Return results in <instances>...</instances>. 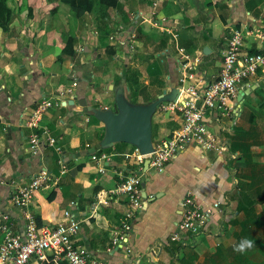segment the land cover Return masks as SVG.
<instances>
[{
	"label": "crops",
	"instance_id": "obj_1",
	"mask_svg": "<svg viewBox=\"0 0 264 264\" xmlns=\"http://www.w3.org/2000/svg\"><path fill=\"white\" fill-rule=\"evenodd\" d=\"M46 1L8 0L13 16L6 30L0 26V215H8L13 231L23 234L24 219L10 201V180L24 184L47 169L55 180L35 194L28 210L34 217L44 214L43 226L49 227L70 210L80 223L72 241L95 258L111 264H264V66L239 83L238 92L250 91L241 103L234 100L236 122L231 133L223 134L224 151L203 152L188 144L163 171L144 168L130 144L122 151L113 144L100 154L91 152L104 126L82 105L86 101L108 108L105 100L117 88L128 97L131 85L116 78L130 64L139 71L140 84L158 89L146 95L168 92L181 76L180 47L199 60L197 73L188 81L212 82L220 73L231 31L264 27V0H116V6L105 8L95 0L93 10L81 16H86L83 23L81 17L73 19L62 1ZM48 15L54 28L46 23ZM114 34L129 38L131 54L118 40L111 42ZM69 36L74 37L73 52L65 54L70 52ZM243 50L258 51L259 45L248 38ZM157 62L166 71L163 83H154L152 77ZM44 98L58 104L46 111L38 127L28 126L30 111ZM153 116L156 138L178 126L167 115ZM35 133L40 152L33 154L30 137ZM47 134L61 153L43 144ZM92 153L105 159H92ZM132 172L141 175V206L130 219L127 243L109 250L112 231L127 206L124 195L109 191ZM187 193L201 209H210V218L199 232L184 230L178 240H171ZM215 201L219 206L214 209ZM245 239L255 246L243 254L235 251ZM50 261L67 264L51 252L45 259L33 255L29 264Z\"/></svg>",
	"mask_w": 264,
	"mask_h": 264
},
{
	"label": "built area",
	"instance_id": "obj_2",
	"mask_svg": "<svg viewBox=\"0 0 264 264\" xmlns=\"http://www.w3.org/2000/svg\"><path fill=\"white\" fill-rule=\"evenodd\" d=\"M153 24L158 26L160 23L154 21ZM248 38L259 45L258 52L243 50L244 41ZM109 39L118 40V43L128 47V54L132 53L133 46L128 42L129 38H118V34H114L110 35ZM177 54L178 68L181 71L179 82L176 84L177 98L161 102L155 113L167 115L170 120L176 121L178 126L163 137L152 139V152L142 155L136 151L135 155L139 161L148 157V168L156 171H163L167 162L188 144H194L203 152L213 151L221 154L224 151L223 134L231 133L236 122L237 109L234 100L238 94L239 83L264 66V27L233 29L222 53L220 73L215 80L207 84L189 82L188 80H192L197 73L199 60L191 58L181 47L178 48ZM115 58H118L117 55ZM201 78L199 75L198 81ZM72 85L75 86L76 82ZM70 91L71 89H67L66 93ZM57 104L51 98L41 99L30 111L26 119L27 125L38 127L46 111ZM40 141L37 133L31 135V153L40 152ZM43 144L55 146L53 137L47 134ZM55 149L61 153L58 146H55ZM91 157L95 160L105 159L104 154L97 157L92 153ZM58 162L62 163L61 157ZM99 169L104 171L103 166ZM53 180L55 176L47 169L36 172L29 182L24 184L10 180V201L22 213L24 231L22 235L13 231L8 215H0V264H29L33 255L38 259H45L46 252H51L55 260L65 259L67 264H111L91 256L83 247L74 244L72 237L78 232L80 223L70 210H64L62 221L53 227L37 226L34 215L28 210L29 205L35 194ZM141 180L140 174L132 172L109 191L113 195H124L127 205L119 227L112 231L109 250L123 247L128 241L130 219L133 212L141 206ZM182 205V219L177 226L178 230L171 234V240H178L184 230L199 232L204 229L210 218V209H201L190 193L185 195ZM218 206V201H215L211 208ZM125 248L129 251L128 247ZM121 264L129 263L124 261Z\"/></svg>",
	"mask_w": 264,
	"mask_h": 264
},
{
	"label": "water",
	"instance_id": "obj_3",
	"mask_svg": "<svg viewBox=\"0 0 264 264\" xmlns=\"http://www.w3.org/2000/svg\"><path fill=\"white\" fill-rule=\"evenodd\" d=\"M207 49V47H206ZM205 51V50H204ZM168 92L163 91L148 103H133L125 95L123 88L115 89L111 108L93 107L82 102L83 107L103 123L104 133L100 141L91 148V152L111 147L118 142L133 145L139 154L146 155L153 150L152 146V116L161 102L172 101L177 98L178 90L175 83L169 86ZM250 88L240 90L237 102L241 103ZM148 157L143 160L144 168H148Z\"/></svg>",
	"mask_w": 264,
	"mask_h": 264
},
{
	"label": "trees",
	"instance_id": "obj_4",
	"mask_svg": "<svg viewBox=\"0 0 264 264\" xmlns=\"http://www.w3.org/2000/svg\"><path fill=\"white\" fill-rule=\"evenodd\" d=\"M7 1L8 0H0V26L3 30L7 29V27L9 26V23L11 21V18L13 16V12L7 6ZM60 1L67 4L70 7L71 13L75 17H81V16H83V14H85V12H91L95 6V3H94L95 0H60ZM99 4L102 5V7H104V8L105 7H113V6H116L117 1L116 0H99ZM73 42H74V37L69 36L67 39V43H66V49L68 50V47H69L70 52L69 51L67 53L64 52L65 54H72ZM250 52L256 53L258 51L251 50ZM126 79L130 80L129 83L131 85L130 92L128 94V96H131L129 98V101H131L133 103H137L139 95H144V99L148 98L147 100H145V102H150L153 98H155V96L153 97L150 95H146V91H147V93L151 92V89L148 88V85H142L139 83V71L138 70L131 68V70L128 74V77ZM157 91H158V89H157ZM92 119L94 120L93 116H92ZM95 121H98V120H95ZM126 145H127V143H124V142L115 143V147L118 151H122ZM109 149L110 148L99 149V150L95 151L94 153L100 154L102 151L109 150ZM141 162L143 163V160L140 161V163ZM52 200H53V195L51 193L49 196H47L46 201L50 203ZM43 218H44V214L43 215L42 214L41 215L36 214L35 221H36V224L38 227L43 226V223L45 221ZM47 264H53V262L50 261Z\"/></svg>",
	"mask_w": 264,
	"mask_h": 264
},
{
	"label": "rangeland",
	"instance_id": "obj_5",
	"mask_svg": "<svg viewBox=\"0 0 264 264\" xmlns=\"http://www.w3.org/2000/svg\"><path fill=\"white\" fill-rule=\"evenodd\" d=\"M48 4L50 3V2H52L51 0H47L46 1ZM56 2H58V3H60V1L59 0H57ZM96 2H97V0H96ZM94 3H95V1H94ZM63 6H65V9H67V11L69 12H71V10H70V7L68 6V5H66V4H63ZM69 8H68V7ZM67 7V8H66ZM22 11H25V9L24 10H22ZM71 16L73 17V19H75V20H77L78 18L77 17H75L74 15H72L71 14ZM51 15H48L47 16V19H46V23H48V24H50V26L52 27V28H54V26H53V24H54V20H53V18H52V20H50L51 18ZM86 17V16H85ZM85 17H81V18H79L78 19V21H81L82 23H83V21H84V19H85ZM65 22V21H64ZM85 26V25H84ZM38 28H41V26L40 25H38ZM72 33V32H71ZM60 34H64V33H60ZM73 34V33H72ZM66 36V35H65ZM110 41V40H109ZM112 43H114V42H116L115 40H113V41H111ZM130 68V69H129ZM131 64H130V66H122L121 67V74L119 75V77L118 78H116L117 80H121V79H124V81H125V84H127L129 87H130V80H128V79H126L127 77H128V74H129V72H130V70H131ZM166 71H165V69H164V65H162V64H160V62H157L156 63V65H154V72L152 73V77L154 76V83H163L162 81V75L161 74H164ZM140 74H141V77H142V73L140 72ZM117 82V83H120V82ZM155 84H152L150 87H148V88H150L151 89V91H152V89H153V92H155L156 90H157V88H155V86H154ZM264 85V84H263ZM154 86V87H153ZM262 86V85H261ZM147 88V89H148ZM96 90H98L99 91V88H97ZM144 92V91H143ZM146 93H147V91H146ZM129 98L131 97V96H128ZM113 98H114V96H112V95H110L108 98H106V100H105V102L108 104V106H109V108H111L112 107V104H113ZM143 99H144V95H139L138 96V100H137V103L139 102V101H143ZM148 98H145L144 99V101L143 102H145V100H147ZM93 116V115H92ZM94 117V116H93ZM95 120H97V119H95V117H94V120L93 121H95ZM151 126H152V139L153 140H155L156 139V136L158 135V132H157V129H156V123H155V120H154V116H152V122H151Z\"/></svg>",
	"mask_w": 264,
	"mask_h": 264
},
{
	"label": "clouds",
	"instance_id": "obj_6",
	"mask_svg": "<svg viewBox=\"0 0 264 264\" xmlns=\"http://www.w3.org/2000/svg\"><path fill=\"white\" fill-rule=\"evenodd\" d=\"M254 246L255 245L252 240L245 239L238 246H236L234 250L243 254L244 252H246L247 250H250Z\"/></svg>",
	"mask_w": 264,
	"mask_h": 264
}]
</instances>
